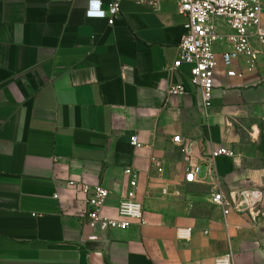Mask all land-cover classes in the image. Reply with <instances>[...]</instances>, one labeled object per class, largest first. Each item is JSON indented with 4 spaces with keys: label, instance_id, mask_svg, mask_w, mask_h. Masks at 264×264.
<instances>
[{
    "label": "crops",
    "instance_id": "crops-1",
    "mask_svg": "<svg viewBox=\"0 0 264 264\" xmlns=\"http://www.w3.org/2000/svg\"><path fill=\"white\" fill-rule=\"evenodd\" d=\"M89 1L0 0V264H264V59L235 62V77L220 63L206 111L192 67L169 71L177 0H124L113 26L87 18ZM175 85L185 93L169 96ZM219 148L237 156L211 160ZM127 169L147 226L89 222L68 182L109 189L115 218ZM218 191L250 209L226 216Z\"/></svg>",
    "mask_w": 264,
    "mask_h": 264
},
{
    "label": "built area",
    "instance_id": "built-area-1",
    "mask_svg": "<svg viewBox=\"0 0 264 264\" xmlns=\"http://www.w3.org/2000/svg\"><path fill=\"white\" fill-rule=\"evenodd\" d=\"M124 0H107L104 9L103 0H90L87 18L105 19L113 26L121 13ZM159 1V0H157ZM179 13L186 18L184 34L178 47L177 58L169 71L174 72L183 65L191 66V84L202 93L206 111L213 108V90L220 63L226 68L229 77H235L234 63L246 59L250 69H256L260 58L264 59V0H177ZM225 50L219 56L218 47ZM221 57V60H219ZM169 96L177 97L185 93L181 85L171 86ZM208 118V115H207ZM181 143V137L174 138ZM131 144L142 148L137 136L131 138ZM235 150L219 148L211 153V160L221 157L233 159ZM156 162V159H154ZM200 171L199 166L191 167L185 177L186 183H195ZM124 175L129 178L130 190L119 202L117 217L109 218L104 214L111 192L106 187L91 185L85 182H68L86 196L87 209L85 216L89 222H104L113 230H129L134 223L141 227L148 224L144 206L137 198L140 178L138 170L127 169ZM167 195V190H163ZM261 198L257 197V201ZM256 201V202H257ZM213 204L221 207L227 216L231 212L244 213L250 207L238 200L237 196H225L218 191ZM255 202V203H256ZM191 230H178L180 239H188ZM215 264H232V256L227 255L216 259Z\"/></svg>",
    "mask_w": 264,
    "mask_h": 264
},
{
    "label": "water",
    "instance_id": "water-1",
    "mask_svg": "<svg viewBox=\"0 0 264 264\" xmlns=\"http://www.w3.org/2000/svg\"><path fill=\"white\" fill-rule=\"evenodd\" d=\"M94 224H96V225L98 224V225L102 226L103 228L108 227V225L106 223H104V222H95ZM91 228H93V226H90L88 228V230H90Z\"/></svg>",
    "mask_w": 264,
    "mask_h": 264
},
{
    "label": "rangeland",
    "instance_id": "rangeland-1",
    "mask_svg": "<svg viewBox=\"0 0 264 264\" xmlns=\"http://www.w3.org/2000/svg\"><path fill=\"white\" fill-rule=\"evenodd\" d=\"M263 16H264V14H263Z\"/></svg>",
    "mask_w": 264,
    "mask_h": 264
}]
</instances>
